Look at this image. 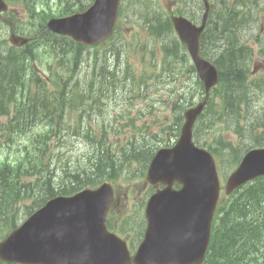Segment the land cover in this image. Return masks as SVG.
<instances>
[{
    "label": "trees",
    "instance_id": "obj_1",
    "mask_svg": "<svg viewBox=\"0 0 264 264\" xmlns=\"http://www.w3.org/2000/svg\"><path fill=\"white\" fill-rule=\"evenodd\" d=\"M64 1L66 3L79 1L81 5H85L82 0ZM238 2L240 3L228 7L226 15L222 18L213 21L211 16L209 27L203 36L202 49L205 55L212 58L213 56L206 52L205 45L214 37L219 40L222 37H228L227 43L223 42L224 47L218 49L216 56L213 57L222 69L224 89L220 94L222 102L220 107L223 113L227 114L223 116L230 122L232 120V124L244 123L241 120L243 113H245L243 119L255 120L249 134L245 137L248 142L242 149L246 150L251 146H264V105L259 104L257 100L258 90H254L247 82L248 67L253 58L252 49L246 46L247 43L235 44L236 41L248 40V38L243 40L237 37L243 36L239 34L245 31L244 25L250 21L249 15L252 12L249 6L252 0H238ZM134 7L136 16L147 22V30L155 38L166 37L161 45L164 52L162 67H171L173 57L177 56L185 64L188 56L175 38L167 15L160 11L157 15L147 17L146 7ZM236 7L240 9L236 11ZM232 22L235 23L231 24ZM119 34L122 33L118 29L117 37ZM42 41L45 44L42 43L40 46L49 47L53 59V63L49 66V78H43L37 64L42 59V56L36 54L39 46L35 50H19L0 45V114L13 113L10 122L6 125L8 138L14 141V136L18 133L27 134L36 127L42 130L34 137V143L38 147L44 144L49 146L52 139L56 137L66 142L70 138L76 140L80 138L96 149L95 153L89 152L91 157H89L88 170L91 173L84 171L86 179L78 174L80 171H71L65 176L62 171H43L42 167L30 157L28 149V169L23 171V164L17 168L8 165L0 168V217L9 215L8 213L21 200L33 199V206L31 205L29 212L31 213L47 198L57 193H72L85 185L93 186L101 179H115L126 163L145 160L142 162L145 167L155 151L153 144H139L136 140V133H133L127 145L120 150L121 156H115L112 153L113 145L107 143L112 128L106 124V120H103L97 121L100 126L96 130L88 119L95 109H101L104 90L111 93L114 89L118 92L117 96L120 95L119 76L121 73L118 68L120 51H107L97 68L93 64L102 56L96 55L93 58L94 61L88 70L91 68L95 70V82L98 86L92 89L95 83L91 82L92 76L88 71L84 73V79L88 84L81 83L80 72L83 70L82 65L85 61L87 47L75 43L68 37L51 33H46ZM120 42H123V36ZM113 43V41L109 43V49ZM260 50L264 53V37L260 40ZM152 51L155 52L156 49L153 48ZM110 54L116 58L113 68L109 62ZM134 81L135 75L133 74L128 84L135 85ZM242 88L251 95L245 94ZM215 93L218 92L215 91ZM184 99L181 101L183 105L190 101L187 97ZM244 105L245 108H243ZM215 115L220 118L219 112L213 114ZM71 118L75 120L69 122ZM133 120L131 119L130 129L135 132L139 128ZM239 129L242 134L244 127H239ZM260 129L262 131L259 134L255 133L254 130ZM219 142L223 144L222 140ZM98 146L102 147V150H98ZM215 149L218 151L219 147ZM231 149L238 160L241 148L231 147ZM33 175L38 178L29 182L22 181ZM3 209L8 212L2 213ZM18 214L19 209L11 215L6 228L0 229V236L18 225ZM0 264L4 263L0 262ZM205 264H264V177L257 178L237 190L224 203V206L219 207Z\"/></svg>",
    "mask_w": 264,
    "mask_h": 264
},
{
    "label": "water",
    "instance_id": "obj_2",
    "mask_svg": "<svg viewBox=\"0 0 264 264\" xmlns=\"http://www.w3.org/2000/svg\"><path fill=\"white\" fill-rule=\"evenodd\" d=\"M120 0H96L84 14L50 21V27L73 36L77 41L94 44L113 30ZM201 26L186 18L173 17L175 29L192 55L206 93L218 82V70L201 56ZM4 7L0 0V10ZM21 44L25 39L12 35ZM205 101L185 113L182 135L173 148H162L153 158L148 180L157 190L146 207L148 225L145 239L134 257L126 243L105 227L113 190L105 183L97 190H84L74 196H58L32 214L25 223L0 242V258L28 264H200L205 256L211 217L219 181L208 152L194 146L192 126ZM264 175V148L249 151L240 167L227 182V192L245 181ZM183 184L180 190L173 183Z\"/></svg>",
    "mask_w": 264,
    "mask_h": 264
},
{
    "label": "rangeland",
    "instance_id": "obj_3",
    "mask_svg": "<svg viewBox=\"0 0 264 264\" xmlns=\"http://www.w3.org/2000/svg\"><path fill=\"white\" fill-rule=\"evenodd\" d=\"M258 1L261 2V4H259L258 6L255 3V0H252L249 6L253 10H258L257 11L258 16L253 22V27L251 25V19L249 16L250 21L248 23H245L244 25L245 31L239 34V35L243 34V36H240V38H242L243 40H246L247 38H249V40L239 41V43H247L246 45L254 46L253 62L250 65L248 73L246 75L248 83L251 81V79H256L259 76L264 77V55L258 54L259 41L257 42L255 39V37H258L259 34L264 32V1L263 0H258ZM171 2H172L171 6L173 8L181 9L184 12L190 13V14H197L196 18H198L199 16L198 11L201 12V7L199 6L200 0H177V1L171 0ZM212 2L215 4V10L217 9V6H218L219 9L216 11L217 13L216 15L220 17L225 15V13L228 11V7H233L236 4L240 3L238 2V0H212ZM133 3H134L133 7L134 6L146 7L147 8L146 16L152 17L154 15H157L160 11H164L170 2L168 0H145V1L144 0H133ZM51 7H52V12L57 13L59 8L61 7V4L59 3L58 0H52ZM122 7H124L126 14L131 16L130 20L133 21L131 23H126L125 25L126 29H124L123 35L129 38L131 35L139 33L142 39V47L138 46L137 43L132 46L133 50L134 48H136L134 50L135 53L132 54V58L134 62H136V64H139L138 73L144 71L149 84L156 83V82H160L162 84H160L158 87L152 85L148 90V96H146V90H145L142 93V95L138 97L137 95L131 94L130 85H128L127 89H125V87H122V89L120 90V95L118 96V99L111 102V106L109 109L110 113L111 114H114L115 112L121 113L120 110L124 108H130V110L132 111V116L135 118V122L138 125H141L142 123H146V124L151 123L152 119L157 120V123L161 121L166 122L165 116H168L171 119L170 111L172 110L174 103L172 100L159 102V100L157 99L160 97V95H162L163 98L167 99L169 98L171 88H178L182 84L189 83V74H187V72H189L190 69L179 61L180 57L178 56L174 57L173 64L170 67V69L166 70L162 68V66L159 64V60L161 57V52L159 48L161 46L162 41L159 39L158 40L154 39L150 33H148L147 31H143L147 24L141 19H135L134 17H132L131 12L128 10L129 0H125L123 2ZM17 9L23 14L27 13V11L21 5L17 6ZM239 9H240L239 7H236L235 10L238 11ZM24 20L26 24L30 23V20L28 17H24ZM231 24H234V22H232ZM258 25L261 26L260 29H257ZM237 27H235V29ZM9 29L10 28L8 26L1 27L0 37L2 38L5 37L8 40V36L10 32ZM226 35L228 36V34ZM2 38H0V40ZM227 38L228 37H224V39H227ZM217 42L218 43H214V39L211 41L209 45L210 52H212L213 46H216V45H219V49H222V43L219 40ZM235 44H238V42L236 41ZM154 47L156 48V51H157L155 56L152 54V50ZM90 57L92 58V55H90ZM175 75H178L177 82L174 83L173 85L175 87H172V83L168 79ZM192 82H193L192 92H196L198 96H200L201 87L199 83L197 82V79L195 78V76L194 78H192ZM230 83H231V80H230ZM256 87L257 85L254 84L253 89L257 91V89H255ZM217 88L218 90L216 91L218 93L215 97L213 96L212 103H211L212 110L214 111L218 110L219 108L221 109L220 105L222 104V102H221L220 94H222L223 89H224L222 82L221 84H219ZM242 89L245 94H248V95L250 94L244 88ZM263 98H264V95H263ZM263 98L260 99L259 102L260 101L262 102ZM155 100H157L158 102H156ZM262 103L264 104V101ZM166 104H168V106ZM245 107L246 106L244 105L243 108ZM120 113H116V115H113V116L120 117ZM224 115H227V114L224 113ZM244 116H245V113H243L241 116L242 122L247 123L249 126H252L251 124H253L255 120L243 119ZM128 120H129L128 117L125 118L120 123V125L117 127V129L120 130L121 126L125 125L128 122ZM209 121L210 120H207V122ZM117 122L115 123V126L117 125ZM232 122L233 121L231 120V123ZM248 125L244 127L242 134L240 133L234 134L230 130H228L229 129L228 128L224 132L225 134L224 141L225 142L230 141L233 144V146L240 147L242 144L243 138H245L250 132V128ZM128 130H129V127H123L121 133L119 134L111 133L109 137L113 138L115 135V136H118L119 139L121 140L127 139L125 134L128 132ZM208 131H209L208 134L204 132L203 134L204 138L208 141H212L213 144H215L216 140H219L220 131L217 128H209ZM254 131L255 133H259V131L257 130H254ZM245 142L247 143L248 141L246 140ZM113 150L114 152H116V149H114V147H113ZM55 151H56L55 155H57L55 156V164H56V167L59 169H62V168L72 169L74 164L76 166L78 165L84 166L87 163L86 162L88 159V156L86 155L87 148L78 140L69 141V143L66 145L59 144V147L58 146L55 147ZM118 154L119 156L121 155L120 152ZM7 155H9V152L0 150V160L4 159ZM224 163L225 164L223 165V168H225V172L228 174L230 170L227 166V160L224 159ZM128 172L129 171L127 170L124 171L123 173L124 176H121V179L119 180V183H118L121 197L117 199V203L115 204V207H114L113 222L116 224V227L117 225L119 226V228L125 235L133 238L135 241H138L139 238L142 236V232L145 227V225H143L144 206H145L144 204L149 196L148 195L149 189L147 185L144 183L145 182L144 180L142 181L139 178H135V176L127 177L126 174ZM87 173H91L88 170V168H87ZM129 188L131 191L129 190ZM125 192L129 194L126 199L124 198ZM223 194L224 193H222L221 200L223 199V196H227ZM227 198L225 197V199L223 200L225 201L227 200ZM30 202L32 201H27V204H31ZM27 212H28L27 208L23 207V213L26 214ZM0 225L3 228H5V225L3 224H0ZM140 227H142V230Z\"/></svg>",
    "mask_w": 264,
    "mask_h": 264
},
{
    "label": "bare ground",
    "instance_id": "obj_4",
    "mask_svg": "<svg viewBox=\"0 0 264 264\" xmlns=\"http://www.w3.org/2000/svg\"><path fill=\"white\" fill-rule=\"evenodd\" d=\"M124 4H125V3H124ZM134 8H135V7H134ZM199 14H200V13H199ZM199 14H198V15H199ZM28 21H29V20H28ZM210 31H211V30H210ZM212 31H213V30H212ZM239 31H240V29H239ZM213 33H214V32H213ZM0 38H2V37H0ZM180 73H181V72H180ZM182 73H183V72H182ZM195 86H197V85H195ZM195 88H196V87H195ZM228 130H229V129H228Z\"/></svg>",
    "mask_w": 264,
    "mask_h": 264
}]
</instances>
